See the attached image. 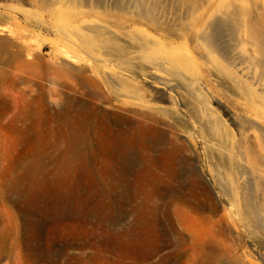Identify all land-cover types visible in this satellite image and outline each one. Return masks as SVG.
<instances>
[{"label": "rangeland", "instance_id": "obj_1", "mask_svg": "<svg viewBox=\"0 0 264 264\" xmlns=\"http://www.w3.org/2000/svg\"><path fill=\"white\" fill-rule=\"evenodd\" d=\"M229 5L239 15L217 36ZM242 5L0 0V264H264V210L239 200L234 170L264 172V5L249 17ZM78 186L107 196L118 222L50 228L35 200ZM173 191L202 198L190 230L211 246L170 229ZM154 193L160 230L142 243L159 239V253L119 257L136 221L120 201Z\"/></svg>", "mask_w": 264, "mask_h": 264}, {"label": "bare ground", "instance_id": "obj_2", "mask_svg": "<svg viewBox=\"0 0 264 264\" xmlns=\"http://www.w3.org/2000/svg\"><path fill=\"white\" fill-rule=\"evenodd\" d=\"M242 3L244 5H242V9H240L242 10L241 15L242 16L246 15V17H249L250 15L248 12L250 11V8L253 9L259 7L260 5H264V0H242ZM244 6H246L247 8ZM239 7H241V5ZM224 10L225 13L223 14V16L216 18V20H214L213 23L218 24L219 22L222 23L221 25L223 27H225L224 26L225 24L231 27L233 24H235L234 22L236 20V17H238L239 15L238 10L234 9L232 5L225 7ZM217 24H215L214 28H215V33L218 36L220 35V32L222 34V30L219 27H217ZM211 28H213V26ZM257 43L261 44V41L257 40ZM261 90L264 91V88ZM236 161L238 160L236 159ZM236 165L237 163L235 162L234 170L237 174L238 190L239 189L241 190V191L239 190L241 192L240 196L243 197L242 198L239 196L240 197L239 200L241 201V199H243L246 206H250L249 204H254V205L256 204L255 206H258L260 209L264 210V198H263L264 186L263 187L261 186L263 185L262 182H264V172H262V170H260L259 167H257V165H255L254 163H251L249 161L247 163V160L245 164H239L237 166ZM218 173L219 174L218 177L216 178V183H217L216 185L221 188V191H224L225 189L223 190L224 188L223 175L222 172L220 171ZM16 182H18V180L15 181L14 179V183ZM173 193L175 194L174 191ZM220 193L225 194V192H220ZM206 194H210V193H206ZM54 195L55 196L52 197V200L51 198L49 199L43 198L44 200L42 199L43 200L42 201L39 198H37V200H35L36 203L34 204L39 206L41 203L44 204V207L41 208L40 206L38 210H41V212L44 213L46 217H48L50 222L49 224L50 228L57 229L59 233L61 231L63 232L66 231V229L69 227H71L74 233H77L83 227H87L89 225L92 226L95 225L96 227H100V229H102V226H105V223L115 224L118 222V220L115 218V214H113L114 209L111 206L112 202L107 200V196L106 198L104 197V199L102 200L101 196L99 195L93 196L91 195V192H89V194H85L84 192L81 191L80 187L71 196H69L68 194H64L60 191L56 192V194ZM176 195L177 194L171 195L170 197L168 196L165 202V207H166L165 218L168 222V226L170 227V229L180 237L182 243L189 241L191 245L194 247L196 246V244L197 245L201 244V246L203 247L207 246V244L211 246L212 242L209 239L202 238L199 235L192 233L193 230L192 231L190 230L191 224L193 223L194 215L199 214L203 210L202 198L199 197L198 195H193L194 201H189V199L180 198L177 197ZM158 197H159L158 193H154L152 195V198L144 197L141 199V202H136L137 198L134 196L127 199H122L120 201L123 205L133 207L132 208L134 210L133 212L136 214V221L131 231H123V233H121L120 235L121 238L126 241V243L121 244L117 248L119 257L130 258L132 260H140V259L148 260L150 258L155 257L159 253L160 251L159 239L155 240L154 243L150 242L149 246L148 244L142 243L143 241L142 236L150 237L149 234L151 231L153 234H155L158 231L159 234L160 225H161L160 216H159L161 209V203H160L161 199ZM206 197H208V195H206ZM40 223L43 224L44 221L42 219L38 220L35 227L38 226ZM209 224L210 223L207 222V225ZM186 234L189 235L190 239L187 237L188 235L185 236ZM85 235H87V233H85L83 236ZM3 245H5V243ZM4 249L5 247H2V250ZM3 254H4L3 251H0V258L3 256ZM179 255L181 254L178 255L176 254L173 256L175 257ZM171 258H168L167 260H170Z\"/></svg>", "mask_w": 264, "mask_h": 264}]
</instances>
